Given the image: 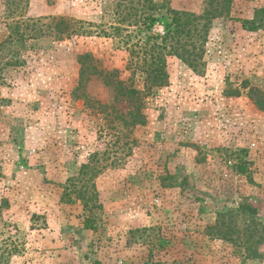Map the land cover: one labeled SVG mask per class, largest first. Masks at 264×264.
Wrapping results in <instances>:
<instances>
[{
	"label": "rangeland",
	"instance_id": "rangeland-1",
	"mask_svg": "<svg viewBox=\"0 0 264 264\" xmlns=\"http://www.w3.org/2000/svg\"><path fill=\"white\" fill-rule=\"evenodd\" d=\"M169 10L208 13L203 65L134 103L125 36ZM251 87L264 0H0V264H264Z\"/></svg>",
	"mask_w": 264,
	"mask_h": 264
},
{
	"label": "trees",
	"instance_id": "trees-1",
	"mask_svg": "<svg viewBox=\"0 0 264 264\" xmlns=\"http://www.w3.org/2000/svg\"><path fill=\"white\" fill-rule=\"evenodd\" d=\"M167 13L161 17L152 15L145 17L134 34L125 36L124 42L129 44L125 69L129 70L131 75L143 78V89L126 85L118 79L115 81V89L118 95L127 97L134 103L140 102L141 94L148 92L151 87L166 83L168 56L178 58L193 70H198L203 65L204 43L207 41L210 19L208 13L201 16L176 10H169ZM155 21L162 23V30L159 33L152 31ZM111 73L114 75L117 71ZM244 86H247L246 81ZM255 92L257 89L253 87L249 89L254 103L264 110V97L261 93ZM232 93L238 95L239 91L235 90ZM240 208L251 214L256 212V209L249 205L242 204ZM85 227L92 228V225L85 223Z\"/></svg>",
	"mask_w": 264,
	"mask_h": 264
}]
</instances>
